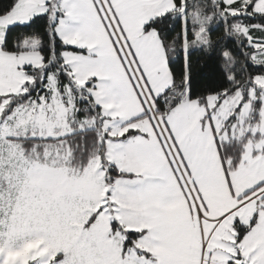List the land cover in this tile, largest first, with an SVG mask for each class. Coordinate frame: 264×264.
Instances as JSON below:
<instances>
[{"label": "snow or ice", "instance_id": "6c2138e0", "mask_svg": "<svg viewBox=\"0 0 264 264\" xmlns=\"http://www.w3.org/2000/svg\"><path fill=\"white\" fill-rule=\"evenodd\" d=\"M0 264H264V0H0Z\"/></svg>", "mask_w": 264, "mask_h": 264}]
</instances>
